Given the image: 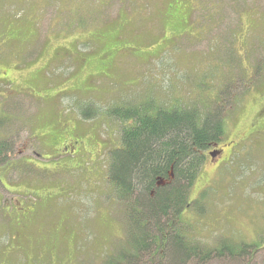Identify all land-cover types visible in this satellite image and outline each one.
<instances>
[{
    "label": "rangeland",
    "instance_id": "374dc122",
    "mask_svg": "<svg viewBox=\"0 0 264 264\" xmlns=\"http://www.w3.org/2000/svg\"><path fill=\"white\" fill-rule=\"evenodd\" d=\"M263 60L264 0H0V144L32 154L9 181L36 182L11 194L0 183V264H110L130 252V198L108 177L129 123L114 111L219 115L230 139L254 119ZM59 137H76L69 155H56ZM260 138L219 171L203 161L175 220L205 248L229 239L260 251L188 264H264ZM27 207L36 213L18 243Z\"/></svg>",
    "mask_w": 264,
    "mask_h": 264
},
{
    "label": "trees",
    "instance_id": "16d2710c",
    "mask_svg": "<svg viewBox=\"0 0 264 264\" xmlns=\"http://www.w3.org/2000/svg\"><path fill=\"white\" fill-rule=\"evenodd\" d=\"M114 113L129 125L123 130L122 147L110 154L108 177L118 198H130L129 216L136 220L131 226L137 231L132 233L130 229V252L110 264H188L196 259L207 262L256 253L258 247L250 249L229 239L205 248L176 233L175 220L186 209V189L202 165L200 153L220 134L216 116L204 118L197 111L180 108L158 109L155 113L147 109L143 114L136 108ZM172 167L175 181L158 188V179H168ZM182 180L186 187L181 185Z\"/></svg>",
    "mask_w": 264,
    "mask_h": 264
},
{
    "label": "flooded vegetation",
    "instance_id": "af4514ba",
    "mask_svg": "<svg viewBox=\"0 0 264 264\" xmlns=\"http://www.w3.org/2000/svg\"><path fill=\"white\" fill-rule=\"evenodd\" d=\"M0 76H4L2 72H0ZM233 81L235 80L233 79ZM243 87L245 88L250 86L248 84V86L243 85ZM259 92V97L253 98L256 104L254 119L243 131H236L237 134H234V137L232 136V138L229 139V134H227L225 129L226 125L229 123H226L225 120L218 118V122L221 125V130L217 141H212L208 148L200 153L202 162H208L210 168L214 169V171H219L222 167H224V165L229 162L234 152L241 156L248 148L251 147V144L254 142V140L258 141V139L264 135V90ZM236 98L237 96L235 95V99ZM215 116L217 117L219 115ZM76 142V137L70 139H60L59 137L58 141L54 142L56 155L59 154V157H62V155L66 153L69 155L68 151H70L72 146H75ZM19 150L18 156L16 158H12V153L15 151L14 144L8 148L7 145L4 146L0 144V183L5 191L9 194H11L10 191L20 190V187H24L27 191H29L32 186H36V182L30 180L24 181L22 177L16 178L15 182L13 183L8 179L9 174L12 171L16 172V170L20 169L21 167L29 168L31 166L32 154L24 155L22 151L19 152ZM25 184L26 186H23ZM168 186H171V184L167 185L166 187ZM44 198L49 201L53 199V196L52 194H46L44 195ZM35 213V207H27L18 210L17 214L15 215L17 219L16 224L19 229V233H16L18 243L20 238L23 241L25 227L29 225L28 223L32 220Z\"/></svg>",
    "mask_w": 264,
    "mask_h": 264
},
{
    "label": "water",
    "instance_id": "95a60500",
    "mask_svg": "<svg viewBox=\"0 0 264 264\" xmlns=\"http://www.w3.org/2000/svg\"><path fill=\"white\" fill-rule=\"evenodd\" d=\"M172 172H173V168L169 172V179H171V180H173V178H174V174H172ZM170 181L169 180H166L164 178H160V179H158V181L156 183V186L158 188H160V187H166L167 185L170 184Z\"/></svg>",
    "mask_w": 264,
    "mask_h": 264
}]
</instances>
